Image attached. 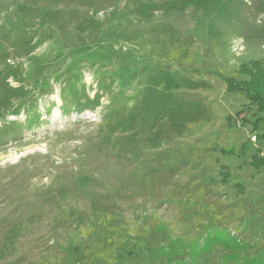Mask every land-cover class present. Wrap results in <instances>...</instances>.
Instances as JSON below:
<instances>
[{"label":"rangeland","instance_id":"374dc122","mask_svg":"<svg viewBox=\"0 0 264 264\" xmlns=\"http://www.w3.org/2000/svg\"><path fill=\"white\" fill-rule=\"evenodd\" d=\"M252 61L264 0H0V264H264V142L218 76Z\"/></svg>","mask_w":264,"mask_h":264},{"label":"trees","instance_id":"16d2710c","mask_svg":"<svg viewBox=\"0 0 264 264\" xmlns=\"http://www.w3.org/2000/svg\"><path fill=\"white\" fill-rule=\"evenodd\" d=\"M238 73L241 75V79H234L221 74L218 75L225 83L226 91L229 94H239L247 100L246 106L242 110L235 112L234 116L239 117L237 121L233 119V116L226 117L227 126L235 128L237 122L240 127L249 128V133L254 134L257 143L261 145L264 142V61H252L250 65L242 64L239 66ZM75 81L77 82L78 79H75ZM64 91L67 99L75 104L77 111L89 107V104L84 101L83 84L76 85L74 82L73 86L68 87ZM64 101L67 100L64 99ZM63 107L69 106L63 105ZM0 108H4V104ZM28 112H31V110H28ZM37 119L38 116L29 115L26 119L27 124L32 125V123H36ZM246 143H250V141L246 140L241 145V154L245 152ZM256 152L250 156V164L254 169H259L264 167V160L258 157L259 148H257ZM220 154L228 157L233 154V150H221ZM224 177H226L225 174Z\"/></svg>","mask_w":264,"mask_h":264}]
</instances>
